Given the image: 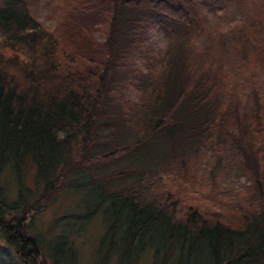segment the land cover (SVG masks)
<instances>
[{"label":"trees","instance_id":"trees-1","mask_svg":"<svg viewBox=\"0 0 264 264\" xmlns=\"http://www.w3.org/2000/svg\"><path fill=\"white\" fill-rule=\"evenodd\" d=\"M59 1L0 0V264H49L30 220L82 186L99 200L57 219L101 212L125 248L159 228L153 256L183 264H264V0ZM237 168L235 202L217 176Z\"/></svg>","mask_w":264,"mask_h":264},{"label":"rangeland","instance_id":"rangeland-1","mask_svg":"<svg viewBox=\"0 0 264 264\" xmlns=\"http://www.w3.org/2000/svg\"><path fill=\"white\" fill-rule=\"evenodd\" d=\"M51 5H57L59 0H47ZM42 3L33 6L37 17L44 18ZM217 13H222L221 7H215ZM46 22V19H43ZM216 21V19H214ZM150 41L156 45H161L163 39L159 33L150 32ZM84 173V169H81ZM242 170H233L232 172H218L217 183L219 189L227 194L226 198L232 201H239L244 197L247 182L241 176ZM239 173V174H238ZM31 171H27L24 184L31 189L30 199L36 197L37 190H33L31 183ZM82 174V172L80 173ZM79 174V175H80ZM237 175L240 177L238 178ZM2 178L8 193L13 196L16 185L10 176L5 175ZM240 185H239V184ZM98 187V186H97ZM96 186L89 187H65L57 191L50 202L42 208L39 213H35L30 220L31 233L41 239L43 254L49 264H183L178 262L179 257L172 250L169 254H164L161 249L159 254L153 256L152 248L149 244L155 243L163 245L166 240L164 230L154 228L142 236H136L134 241L125 248L124 236L120 233L107 232L105 225L110 222L109 218H104L99 212L89 220H82L77 217H68L57 219L61 215L76 214L83 210L85 204H95L100 195ZM81 189L82 191L80 192ZM199 189V188H197ZM154 190V194H155ZM202 195H206V189L200 186L198 196L195 198L197 203L206 202ZM225 197V196H223ZM52 248L53 254L50 252ZM166 253V252H165ZM164 254V255H163ZM157 258V260H156ZM185 261V252L182 253ZM198 264V262L189 263ZM199 264H207L200 262Z\"/></svg>","mask_w":264,"mask_h":264}]
</instances>
